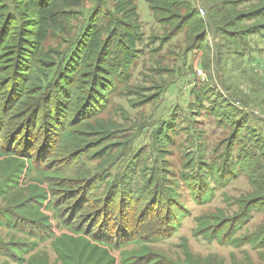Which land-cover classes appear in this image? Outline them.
<instances>
[{"label": "trees", "instance_id": "trees-1", "mask_svg": "<svg viewBox=\"0 0 264 264\" xmlns=\"http://www.w3.org/2000/svg\"><path fill=\"white\" fill-rule=\"evenodd\" d=\"M89 1L90 16L78 30L76 24L83 17L81 9ZM194 2L146 0L157 22L166 29L168 39L185 33L188 51L210 50L209 44L217 34L235 38L243 32L244 37L249 29L243 23L264 17V5L246 14H238L233 7L226 14L215 4L223 2L222 6L227 8V0H201L203 7ZM198 10L205 12V16ZM229 27H237L238 31H227ZM144 42L134 0H10L9 3L0 0V193L1 197L5 196L17 184L23 170L42 177L48 186L52 208L59 213L63 224L79 236L54 240L53 248L64 264H115V258L106 249L119 250L124 244L136 242L133 226L138 227L140 216L133 218V214L141 192L133 200L127 195L129 202L116 187L97 197L92 193L91 181L82 178V174L74 179L62 178L63 169L56 165L62 160L63 166L72 155L80 158L111 140L109 128L95 126L93 122L107 111L111 95L117 93L119 86L130 83L132 66L141 55L140 46ZM209 93L200 90L197 106L208 102L213 119L219 125L229 124V135L221 142L222 162H199L205 155V146L200 144L198 161L192 160L188 173L182 177L190 190H194L196 186L203 187L206 178L216 182L233 179L238 167L243 166L254 187L250 202L262 204L264 141L249 128V119L239 104L228 107L223 98L214 103L207 97ZM245 139L251 147L243 153L235 150ZM111 146H104L99 152L107 156ZM164 195L165 205L142 199L138 203L139 215L151 217L157 224L153 227L161 225L158 230L170 235L180 224L181 212L170 197L173 194L161 193ZM46 197L30 187L21 201L8 202L7 210L0 214V225L6 224L41 242L52 240L47 217L39 209ZM173 207L174 215L170 218ZM109 220L115 222L112 235L106 233ZM227 222L219 219L215 232L220 234L226 226L230 228ZM9 248L0 254L24 262L17 257L20 247ZM125 255L124 264H222L214 257L194 261L188 253L182 263L143 249ZM38 259L32 258L28 264L46 262L35 261ZM260 261L264 264V254H260Z\"/></svg>", "mask_w": 264, "mask_h": 264}, {"label": "rangeland", "instance_id": "rangeland-1", "mask_svg": "<svg viewBox=\"0 0 264 264\" xmlns=\"http://www.w3.org/2000/svg\"><path fill=\"white\" fill-rule=\"evenodd\" d=\"M194 1V4L201 3V0ZM227 1V8L222 6L223 2H216V8L227 14L234 7L238 14H246L264 5V0ZM134 2L145 35V42L140 46L142 53L132 66L130 83L119 86L117 93L111 95L107 111L93 122L95 126L109 128L111 140L80 158L72 155L63 166L61 160L56 167L63 169L62 178L74 179L82 174V178L92 182V193L97 197L116 187L128 202L127 195L133 200L141 192L139 202L144 199L165 205L162 198L165 195L161 193L173 194L170 197L181 212L178 227L170 235L158 230L161 225L153 227L157 224L151 217L139 215L141 206L137 202L133 214V218L140 216L138 227L133 226L136 242L124 244L119 250L101 246L115 258V264H124L125 254L142 249L176 263L184 262L188 253L194 261L214 257L222 264H261L264 200L262 204L250 202L254 187L245 168L238 167L230 180L216 182L206 178L203 187L196 186L194 190H190L182 176L188 173L192 160L198 161L200 144L205 146V155L199 162L221 164L219 156L224 153L221 142L229 135V124L219 125L213 119L208 102L197 106L201 89L210 91L207 97L214 103L223 98L228 107L239 104L249 119V128L264 141V17L243 23L249 29L244 37L243 32L235 38L217 34L209 44L210 50L188 51L184 32L168 39L166 29L157 22L146 0ZM91 9L90 1L84 4L83 17L76 24L78 30L85 26ZM237 29L229 27L227 31L234 33ZM197 69L202 70L204 79L197 75ZM241 143L235 150L243 153L251 147L248 139ZM108 145H112L109 155L99 152ZM253 153L259 154V151ZM233 156L237 157L236 151ZM255 179L259 182L257 176ZM16 181L5 196L1 197L0 193V214L7 210L10 200L21 201L33 186L37 193L47 196L39 209L47 217L53 239L41 242L2 224L0 251L9 250V246L20 247L17 257L24 262L18 263L0 254V264H28L32 258L45 259L42 264H64L53 248L54 240L61 236H79L63 224L59 213L52 208L48 186L41 176L23 170ZM174 211L173 207L170 218ZM219 219L230 225L220 234L215 232ZM109 222L106 233L112 235L115 222Z\"/></svg>", "mask_w": 264, "mask_h": 264}, {"label": "built area", "instance_id": "built-area-1", "mask_svg": "<svg viewBox=\"0 0 264 264\" xmlns=\"http://www.w3.org/2000/svg\"><path fill=\"white\" fill-rule=\"evenodd\" d=\"M202 12H203V11L199 10L200 15L203 14ZM196 72H197V75H198L201 79H204V73L202 72L201 69H197Z\"/></svg>", "mask_w": 264, "mask_h": 264}]
</instances>
